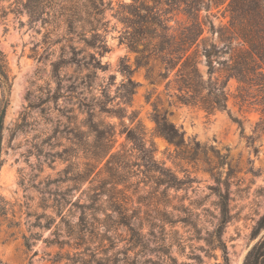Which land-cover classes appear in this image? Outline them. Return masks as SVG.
Listing matches in <instances>:
<instances>
[{"label": "rangeland", "instance_id": "rangeland-1", "mask_svg": "<svg viewBox=\"0 0 264 264\" xmlns=\"http://www.w3.org/2000/svg\"><path fill=\"white\" fill-rule=\"evenodd\" d=\"M130 2L0 0V264H243L264 236L257 116L179 104L156 59L146 79L124 40ZM153 103L182 147L154 135ZM137 123L172 186L122 133Z\"/></svg>", "mask_w": 264, "mask_h": 264}, {"label": "trees", "instance_id": "trees-1", "mask_svg": "<svg viewBox=\"0 0 264 264\" xmlns=\"http://www.w3.org/2000/svg\"><path fill=\"white\" fill-rule=\"evenodd\" d=\"M124 9L129 16L127 23L131 24L125 44L135 54V69L145 68L146 79H150L149 63L156 59L163 69L160 78L167 79L169 73L175 72L165 86L172 85L176 102L207 114L227 111L231 102L240 114L257 116L252 131L264 136V0H131ZM221 10L226 22L215 27L212 19ZM171 11H177L186 22L176 28L169 25L167 15ZM200 58L207 67L205 77L197 67ZM4 68L0 53V77L5 76ZM125 68L123 87L129 96L135 84L130 79L132 72ZM116 114L121 120L126 117ZM127 119L130 124L134 122L133 112ZM151 120L156 137L175 148L183 146L182 133L154 103ZM233 121L242 131V121L237 117ZM122 127L126 140L145 166L160 170L163 176V169L153 160L154 143L146 140L141 125ZM102 134L112 137L111 127ZM162 181L171 184L165 177ZM262 228L264 217L255 235ZM243 264H264V236L247 253Z\"/></svg>", "mask_w": 264, "mask_h": 264}]
</instances>
